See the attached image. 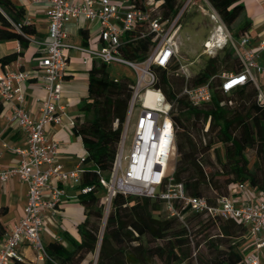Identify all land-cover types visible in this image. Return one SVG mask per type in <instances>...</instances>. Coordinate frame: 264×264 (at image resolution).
Returning <instances> with one entry per match:
<instances>
[{
  "label": "built area",
  "instance_id": "2783aa9c",
  "mask_svg": "<svg viewBox=\"0 0 264 264\" xmlns=\"http://www.w3.org/2000/svg\"><path fill=\"white\" fill-rule=\"evenodd\" d=\"M190 1L193 0H186L173 17L164 18L160 13L163 0H48L47 37L33 39L43 52L36 66L45 89L36 116L25 108L23 84L30 73L0 67V100L9 105V119L25 136V145L14 149L19 154L17 162L0 165V183L17 178L27 185L23 215L0 240V264L23 261L18 251L22 244L31 246L37 258L44 259L41 233L45 214H54L61 204L65 196L62 183L77 186L82 194L92 190L90 185L80 186L83 168L62 166L58 160V141L48 140L44 131L48 124L57 127L74 124L73 119L65 121V110L60 104L71 50L80 53L82 64L89 67L93 62L119 63L130 67L134 73L111 168L107 173L98 171L105 208L110 207L116 194L133 195L157 199L169 217L182 222L184 213L189 211L240 222L247 228L246 237L252 247L245 255V264H260L258 251L264 248V192L258 190L255 201H234L233 193L250 188L246 183H238L231 187L229 194L210 202L204 196L188 194L183 182L174 177L175 165H171V158L175 153L177 131L172 113L175 102L168 100L157 86L155 68L170 69L174 61H179V19ZM203 1L216 23L215 32L204 42L205 52L229 43L241 68L239 71L223 70L197 85H185L179 95H184L192 106H202L211 101L215 80L224 94L250 83L256 90L257 104L264 108V61H260L264 38L255 46L249 44L246 34L234 38L217 11L207 0ZM81 18L98 24L96 46L68 39L66 23ZM146 37L150 38V46L143 59H130L122 54L127 44ZM178 70H184L182 64ZM128 139L130 144L125 150Z\"/></svg>",
  "mask_w": 264,
  "mask_h": 264
},
{
  "label": "trees",
  "instance_id": "16d2710c",
  "mask_svg": "<svg viewBox=\"0 0 264 264\" xmlns=\"http://www.w3.org/2000/svg\"><path fill=\"white\" fill-rule=\"evenodd\" d=\"M182 1L163 0L162 17L176 15ZM207 1L217 11L227 29H234V38L249 29L250 21L244 16V5L239 0ZM23 18L22 6L12 0H0V42L18 40L20 45L18 51L0 56L1 66L15 61L27 46L29 36L36 32L34 25L25 23ZM80 37L81 43L86 44L88 31L81 29ZM149 46V37L137 39L123 47L122 54L130 59L141 60ZM220 65L234 71L241 68L230 44L224 46L222 55L206 60L190 79V85L205 82L211 75L218 73ZM107 66L99 62L89 67L87 94L79 105L84 117L75 118L72 125L73 132L81 137L85 148L83 162L91 163V167L82 169L80 176V186L92 187L87 194L79 193L85 211V218L78 225L80 240L73 241L70 248L57 240L45 243V264H83L87 256L95 251H98L95 264H153L154 257H168L181 262L187 256L183 252V245L188 239L186 223L183 222V225L173 217L161 220L155 215V209L163 210L160 201L116 194L108 212L105 211L102 201L104 189L99 183L98 171L107 173L111 168L132 83L127 77L118 80L110 78ZM155 70L158 74L157 86L168 100L175 102L172 113L179 135L175 180L183 182L188 194L204 196L210 202L220 195L229 194L231 187L238 183H246L264 192V108L256 102L255 88L247 83L224 94L217 88L218 81L215 80L211 101L202 106H192L184 95H179L177 83L169 69L158 67ZM2 110L3 103L0 100V113ZM248 149L255 151L256 159L251 166L246 156ZM209 189L214 194L204 195L203 191ZM6 212L7 207H0V217ZM190 215H204L209 222L217 223L219 232L208 239L214 250L211 251L214 255L212 264H245L246 249L230 240L240 237L250 245L244 224L213 218L202 212H190ZM185 219L190 218L188 216ZM5 232L0 220V240ZM215 240L218 242L215 243ZM156 241L165 243L149 244ZM219 244L224 247L219 248ZM13 264L29 263L14 260Z\"/></svg>",
  "mask_w": 264,
  "mask_h": 264
},
{
  "label": "crops",
  "instance_id": "0c3cea01",
  "mask_svg": "<svg viewBox=\"0 0 264 264\" xmlns=\"http://www.w3.org/2000/svg\"><path fill=\"white\" fill-rule=\"evenodd\" d=\"M16 5L24 9L25 23H31L35 27V34L29 36L27 46L23 49L18 58L0 67L7 71L25 70L30 73V78L23 84L26 95L25 108L33 115L38 114V103L45 96L43 82L38 76L37 59L43 54L42 50L33 42V39H45L47 37V12L48 0H12ZM244 5V16L250 21L249 29L244 33L249 37V44L255 46L258 41L264 38V0H239ZM68 39L81 43L80 30L86 29L88 37L86 44L96 46L98 40V24L88 19H71L65 25ZM241 35L237 36L238 39ZM20 45L18 40L0 42V56L18 51ZM70 56L67 69L63 79V90L60 104L65 110V121L84 117L79 110L81 99L87 94L89 66L82 64L80 53L69 51ZM260 61H264V53ZM99 63V62H93ZM112 64V63H111ZM109 64V65H111ZM126 66V65H124ZM127 68H130L126 66ZM122 72L120 75H110V78L118 80L127 77L134 79L132 69ZM129 72V73H128ZM10 109L7 103H3V110L0 113V165L8 166L15 164L19 158L14 149L25 145V136L16 124L9 119ZM48 140L55 139L59 144L58 160L65 169L75 167H91V163H82L81 158L85 156V148L81 137L75 134L70 125L63 127H44ZM65 189V196L54 214L46 213L44 219V230L41 233L43 243L53 240L61 242L70 248L73 241L80 240L79 223L85 218V211L77 186L62 183ZM257 191L248 188L244 192H236L231 195L234 201L250 199L255 201ZM27 200V185L17 178L9 179L0 183V207H7V212L0 217V220L8 233L23 215V208ZM64 241H66L64 243ZM23 261L29 264H45L44 259H39L35 251L29 245L22 244L18 247Z\"/></svg>",
  "mask_w": 264,
  "mask_h": 264
},
{
  "label": "rangeland",
  "instance_id": "374dc122",
  "mask_svg": "<svg viewBox=\"0 0 264 264\" xmlns=\"http://www.w3.org/2000/svg\"><path fill=\"white\" fill-rule=\"evenodd\" d=\"M186 0L181 2L179 9L185 4ZM179 11V10H178ZM161 13V10H160ZM216 23L214 19L211 17V12L209 7L205 4L203 0H193L189 2V5L183 11L180 19H179V34H178V56L179 61H174L168 70L171 75H173V79L176 81L178 88V93L181 92L182 88L187 85L190 86V79L202 68L205 64L206 60L209 57H215L223 54L222 48H215L214 51H209V53L204 50V42L215 32ZM230 34L234 29H228ZM229 44V43H227ZM226 44V45H227ZM180 64L183 65L184 70L180 69ZM130 68L119 64L112 63L107 66V71L110 75H120L122 72L130 71ZM225 69L223 65L219 66V72ZM129 73V72H128ZM177 75H174V74ZM112 78V77H111ZM258 78L262 79L261 76ZM174 113H176V109L174 106ZM83 118V117H81ZM179 142V135L176 133L175 140V153L171 158V165L177 164L179 159V154L177 152V143ZM130 144L129 139L126 141L125 150L128 149ZM246 156L249 160V165L251 166L255 157V151L253 149H248L246 151ZM204 195L212 196L214 192L209 189L203 191ZM109 208H105L106 213ZM154 214L157 215L161 220L169 219V217L161 208L155 209ZM189 216V220L185 218ZM105 218V217H104ZM102 218V222L104 221ZM183 220L186 223V231L188 235L187 242L183 245V252L186 256L184 260L181 262L176 261L173 258H159L154 257L152 260L153 264H212L213 253L214 250L212 246L209 244L208 239L210 237H214L219 232L217 223H211L208 221L206 216H191L190 211L185 212L183 215ZM181 224L184 223L179 220ZM215 239V238H214ZM231 241L235 243H239V246L242 249H246L245 253L251 251V246L244 243V239L242 240L240 237L232 238ZM243 241V242H242ZM66 241H64L65 243ZM218 240H215L217 243ZM165 241H156L150 242V245L159 244L163 245ZM219 248L224 247L223 244H219ZM260 257V264L264 263V248L258 251ZM98 251L91 253L84 260L83 264H86L88 261L91 264H95L97 261ZM183 256V254H182Z\"/></svg>",
  "mask_w": 264,
  "mask_h": 264
}]
</instances>
